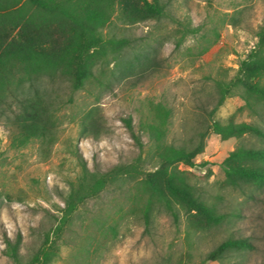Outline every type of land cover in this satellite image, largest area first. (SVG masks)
I'll return each instance as SVG.
<instances>
[{
	"label": "rangeland",
	"instance_id": "obj_1",
	"mask_svg": "<svg viewBox=\"0 0 264 264\" xmlns=\"http://www.w3.org/2000/svg\"><path fill=\"white\" fill-rule=\"evenodd\" d=\"M122 1L113 0L115 13L99 27L102 38L126 37L120 54L144 48L155 62L140 70L144 59L122 76L107 42V52L94 65L100 78H88L69 101L68 80L40 78V86L64 101L52 142L18 144L12 140L16 125L6 115L9 108L0 113V264H26L47 245L46 233L52 250L46 264H264V187L241 179L234 183L222 166L230 150L264 146V137L224 136L211 126L213 119L244 120L264 128V101L247 85H264V72L243 81L238 70L250 52L264 56V34H259L264 0H160L164 15L138 20L122 18ZM183 24L196 29L184 32ZM220 81L230 89L217 104ZM159 104L169 114L160 124L164 134L156 138L146 122H159ZM127 115L141 146L124 123ZM200 137L204 145L193 163L178 161L177 166L222 219H206L178 203L176 218L155 207L146 228L141 214L149 195L145 177L160 165V151L169 143L193 149ZM80 156L92 171L130 162L139 171L110 179L96 195L78 202L57 229L64 198L82 171ZM18 234L20 262L4 253L6 237ZM229 235L248 236L254 247L221 260L205 259Z\"/></svg>",
	"mask_w": 264,
	"mask_h": 264
},
{
	"label": "trees",
	"instance_id": "obj_2",
	"mask_svg": "<svg viewBox=\"0 0 264 264\" xmlns=\"http://www.w3.org/2000/svg\"><path fill=\"white\" fill-rule=\"evenodd\" d=\"M164 8V3L160 0H123L118 12L127 20L146 17L159 19L165 14ZM113 9V0H0V113H4L6 107L9 108L6 115H10L16 125V129L11 130L12 140H16L18 144H25L31 139L46 143L57 137V110L64 101L58 95L52 97L50 91L40 86L39 80L43 76L68 80L69 101L73 91L84 87L88 78H100L94 65L107 52L108 44L113 49L111 53L115 59L114 66L120 69L122 76L125 72H131L144 59L145 65H139L140 70L155 62V57L144 48L134 50L127 57L120 54L119 49L128 43L126 37H111L109 40L102 38L99 27L114 12ZM183 29L186 32L196 28L183 24ZM259 34H264V24ZM238 70L243 73L240 80L249 81L248 78L252 79L264 72V56L255 51L250 52L242 58ZM247 85L264 101V85L251 82ZM229 89L230 85L219 82L220 95L217 104ZM157 114L159 122L147 121L146 125L159 138L164 134L160 124L166 121L169 109L159 104ZM123 120L141 146L142 141L133 129L131 115L124 116ZM211 126L214 131L224 136L252 132L264 137V128L255 122H220L213 119ZM197 143L193 149L169 143L160 151V165L145 177L149 195L141 208V214L146 228L151 222L155 207L161 206L176 218L178 203H184L187 211L195 209L206 219L217 222L222 219L223 214L217 213L212 204L194 192L193 186L185 180L183 171L177 166L178 161L193 163L194 153L203 148L202 137ZM80 160L82 171L77 183H72L64 198L66 205L56 224L57 229L62 227L67 214L78 202L96 195L110 179L139 171L136 162H130L117 163L106 171L96 172L88 168L83 157L80 156ZM201 163L206 161L202 160ZM222 166L232 182L238 183L237 179H241L251 182L256 188L264 187V146H238L222 159ZM155 203L158 205L155 206ZM20 241V234L13 240L6 237L4 253L16 262H20ZM47 241L48 233L44 239L47 245H42L26 264L47 263L52 251L51 244ZM253 247L254 244L248 236L229 235L209 249L205 259L221 260L233 251Z\"/></svg>",
	"mask_w": 264,
	"mask_h": 264
}]
</instances>
